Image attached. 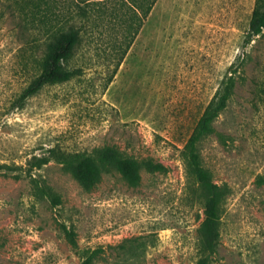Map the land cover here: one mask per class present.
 Listing matches in <instances>:
<instances>
[{"label": "rangeland", "instance_id": "374dc122", "mask_svg": "<svg viewBox=\"0 0 264 264\" xmlns=\"http://www.w3.org/2000/svg\"><path fill=\"white\" fill-rule=\"evenodd\" d=\"M88 1L86 18L79 0H0V264H78L97 247L96 264L196 261L206 187L191 189L181 151L231 73L233 93L214 123L226 141L199 144L220 198L209 260L264 264V34L249 31L255 0H156L145 16L132 0ZM68 20L82 26L67 63L78 73L21 98ZM104 146L161 168L142 167L137 184L105 169L82 186L64 159ZM127 238L143 245L138 254L120 246Z\"/></svg>", "mask_w": 264, "mask_h": 264}, {"label": "trees", "instance_id": "16d2710c", "mask_svg": "<svg viewBox=\"0 0 264 264\" xmlns=\"http://www.w3.org/2000/svg\"><path fill=\"white\" fill-rule=\"evenodd\" d=\"M133 9L139 8L142 15H146L152 4L156 0H132ZM76 3L78 13L88 18L86 3L88 0H79ZM81 2L85 3L82 6ZM82 26L75 21L66 22L64 27H60L54 31L50 41H48L47 49L42 61V69L40 73L24 88L21 98L36 92L46 83L66 81L78 73L77 68H69L67 63L73 55L75 48L81 41ZM249 31L252 34H264V0H255L254 7L249 20ZM243 60H241L242 62ZM236 72L238 69H233ZM236 75L231 73L225 80L223 89L215 99L211 101L204 113L198 120L194 131L190 135L181 156L185 163L187 181L194 192H199V188H204L205 203L208 217L206 221L198 228L202 250L199 257L192 264H210V250L215 230H213L215 214V206L219 202V190L217 186L212 184V170L205 166L200 151V142L207 136L216 135L223 141H226V135L219 131L215 126V119L219 112L226 107L230 95L233 93ZM77 158L69 157L64 159L66 163L65 169L70 171L73 176L84 187L95 185L101 178L105 169H115L119 171L125 179L131 184H137L141 178V169L145 167L151 171L161 168V164L155 162L152 158L138 159L133 155L122 152L117 147L104 146L95 150L93 154H80ZM260 183H264V175H260L257 179ZM226 184V183H225ZM204 186V187H203ZM69 240L73 242L71 233L65 229ZM136 238H127L120 245L125 252L132 255L138 254L139 248L143 245L135 242ZM104 251L103 247H97L89 251L84 259L78 264H96L100 253ZM140 264V263H131Z\"/></svg>", "mask_w": 264, "mask_h": 264}]
</instances>
